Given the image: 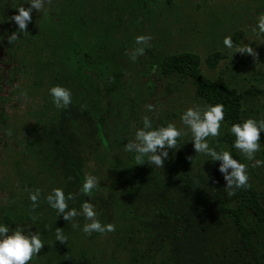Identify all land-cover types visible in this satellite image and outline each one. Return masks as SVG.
Listing matches in <instances>:
<instances>
[{
    "label": "trees",
    "instance_id": "obj_1",
    "mask_svg": "<svg viewBox=\"0 0 264 264\" xmlns=\"http://www.w3.org/2000/svg\"><path fill=\"white\" fill-rule=\"evenodd\" d=\"M19 5L28 7L27 0H0V130L7 119L3 106L7 98L19 96L23 86L26 93L41 95L40 107L30 114L39 132L25 139L21 152L37 168L31 170L29 164L28 170L18 172L26 192L19 200H9L1 222L40 232L45 244L32 259L37 264H102V256L92 246L101 234L85 236L44 201L47 192L60 187L73 194L69 207L79 209L89 199L97 219L115 225L108 235L124 256L122 264H264V251L253 240L264 222V200L249 176L247 187L229 197L217 170L219 162L195 154L181 137L162 168L147 164L146 158L137 164L134 154L123 150L131 140V118L141 126L135 103L143 89L130 77L135 68L140 82L145 79L147 97L154 101L156 81L170 79L171 90L182 92L191 84L194 97L206 106L223 104L225 129L209 145L228 150L245 163L232 148L234 137L228 129L243 119L247 92L230 86L222 76L203 79L198 54L172 51L154 37L175 1L45 0L40 12L30 13L27 32L17 33L18 38L9 43L6 37L19 31L10 19ZM141 33L151 36L149 46L132 62L126 53ZM221 58L214 51L204 62L214 68ZM54 84L71 91L72 103L65 109L51 103L48 88ZM148 115L153 126H159L171 123L175 113ZM259 142L264 161V133ZM91 162L113 165L116 177L98 181L87 197L79 189ZM37 188L41 197L32 208L28 191ZM137 204L154 205L156 211L149 217L137 216L130 211ZM245 214L254 218L252 226L243 223ZM74 221L85 222L83 217ZM55 227L67 235L65 244L52 242Z\"/></svg>",
    "mask_w": 264,
    "mask_h": 264
},
{
    "label": "rangeland",
    "instance_id": "obj_2",
    "mask_svg": "<svg viewBox=\"0 0 264 264\" xmlns=\"http://www.w3.org/2000/svg\"><path fill=\"white\" fill-rule=\"evenodd\" d=\"M174 1L176 6L171 8L172 10L167 15L168 18L160 23L161 29L158 30L159 33L154 34V37L161 38L166 47L172 51L187 50L198 54L201 59L200 67L203 79L211 80L222 76L230 86L247 92L242 103L241 116L243 119L248 117L264 119V35H255L251 31L258 16L264 14V0ZM226 35L231 37L236 46L249 44L256 53L255 57L239 52L231 54V50L222 44V39ZM214 51L220 52L222 58L218 60L214 68H210L204 60ZM132 73L130 77L134 82H139L143 89L138 92V99L135 103V111L140 117L148 114L145 111V105L152 104L157 118L160 115L164 116L174 112L175 116L169 118L170 122L177 128H184L180 121V113L193 105L206 106L194 97L191 84L179 92L171 90L170 79L168 82L166 80L156 81L157 93L154 101L147 97L149 90L144 86L145 79L140 82L138 70L133 68ZM22 89L19 96L7 98V103L3 105L7 119L0 130V222L3 212L10 204L9 200L12 198L19 200L26 192V188L23 186L25 180L17 179L18 172L28 170L29 164L31 170L37 168V164L21 155V152L25 139L39 132V128L30 114L34 109L40 107L41 95L26 93L25 86ZM144 89L146 90L144 91ZM136 121V118L133 117L128 123L131 139H133L135 129L139 127ZM224 129L222 126L220 131ZM181 138L187 148L195 152L190 140V133L186 128ZM211 138H208L209 144ZM224 143L227 144L225 141ZM259 144L261 148L254 154L252 161L244 159L240 153L239 155L247 164L248 176L262 191L264 200V163L258 167L255 166V159L263 161L261 157L262 144L260 142ZM112 167L108 164L98 166L91 162L88 173L95 175L99 182H109L116 177ZM130 211L137 216L149 217L155 213L156 208L154 205L137 204L130 207ZM243 223L246 226H252L254 218L245 214ZM253 240L256 246L264 251V222L260 224ZM115 245L108 233L101 234L92 240V246L98 250L99 256H102V264H122L124 256L114 249ZM27 264H37V261L32 259Z\"/></svg>",
    "mask_w": 264,
    "mask_h": 264
},
{
    "label": "clouds",
    "instance_id": "obj_3",
    "mask_svg": "<svg viewBox=\"0 0 264 264\" xmlns=\"http://www.w3.org/2000/svg\"><path fill=\"white\" fill-rule=\"evenodd\" d=\"M45 0H27L28 7L19 5L16 13L11 16L19 31L11 32L7 41L12 43L18 38L17 33L27 32V26L31 21L30 13L35 10L40 12L44 8ZM46 11V10H45ZM251 31L255 35H264V14H260L252 26ZM151 36L148 34H137L134 37V47L126 53L132 62L144 53L148 47ZM222 44L225 48L240 54H249L255 57L256 53L248 45H234L230 36H224ZM48 95L51 103L56 109H65L72 103L70 89L65 86L54 84L48 88ZM146 113L153 111L152 104L145 105ZM224 119V106L215 103L207 106L193 105L185 108L180 113V121L184 128H177L173 123L153 126V121L148 114L141 116V126L137 127L133 134V139L123 145V150L133 153L137 164L145 162L158 168H162L163 162L168 158L169 150L176 149L177 138L184 134V129L190 133V140L195 154H203L210 162L218 161L217 170L222 174L224 180L223 189L230 197L234 195L236 189L246 188L248 185V172L245 163L233 158L228 150L217 151L209 146L208 138L216 137L220 134L221 121ZM228 131L234 137L232 148L248 161L254 159L261 145L259 135L264 133V119H254L248 117L238 123H232ZM191 159V157H189ZM264 161L255 159V166H260ZM98 178L92 174H85L79 191L90 197L92 192L98 187ZM41 197V189L28 191V199L31 207L36 208ZM71 192L65 193L60 187H54L47 192L43 199L47 205L53 209L56 216L59 215L66 222H71L73 229L79 230L89 236L92 233H108L115 231L112 223H102L97 219L94 205L89 199H84L79 205V209L69 207L68 201L73 200ZM83 217L84 223L78 225L74 218ZM35 220V217L32 218ZM26 225L10 227L9 224L0 222V264H27L38 253L45 243L41 239L40 232L26 230ZM52 242L58 241L65 244L68 237L61 227H55Z\"/></svg>",
    "mask_w": 264,
    "mask_h": 264
}]
</instances>
